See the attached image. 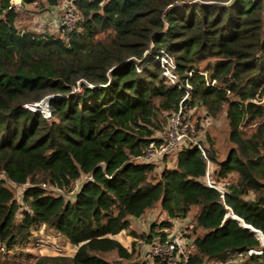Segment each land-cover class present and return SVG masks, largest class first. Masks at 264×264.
<instances>
[{
    "label": "trees",
    "instance_id": "16d2710c",
    "mask_svg": "<svg viewBox=\"0 0 264 264\" xmlns=\"http://www.w3.org/2000/svg\"><path fill=\"white\" fill-rule=\"evenodd\" d=\"M8 2L0 4L2 254L20 251L43 228L78 248L33 264H149L112 236L143 237L130 219L159 204L162 238L198 209L184 234L193 246L186 264L231 254L239 264H264L261 239L243 226L264 237V147L236 137L217 162L216 179L236 175L222 191L201 181L207 160L197 147L179 150L174 168L159 175L136 160L163 128L164 112L201 107L215 117L227 104L247 123L264 117V0H75L78 27L63 34L18 28L19 13L1 11ZM160 53L175 64L174 83ZM47 96L48 114L25 107ZM7 182L24 187L23 206ZM108 252L117 258L105 259Z\"/></svg>",
    "mask_w": 264,
    "mask_h": 264
},
{
    "label": "rangeland",
    "instance_id": "374dc122",
    "mask_svg": "<svg viewBox=\"0 0 264 264\" xmlns=\"http://www.w3.org/2000/svg\"><path fill=\"white\" fill-rule=\"evenodd\" d=\"M43 1L44 0H35L33 3H23L20 0L21 9L20 11H17L19 13V17L16 20V25L18 28H25L27 30H32L38 33L46 31L56 34L53 26L52 28L47 26V18L49 17L50 10L45 11L41 7H39L40 3H42ZM62 2L63 1L60 0L59 4H61ZM55 22L56 21H54V23ZM250 101H254V99H250ZM32 107L35 109L39 108L42 112L48 113L44 102L32 105ZM168 116L169 113L166 112L159 115L161 124L163 126L166 123ZM188 117L190 122V131L194 140L196 142H201L205 148L212 150L216 157V161L209 162L207 171L209 177L216 183L215 185L220 189H224V186L227 182L233 181L236 178L235 174L229 175L226 179H216L215 175L217 174L219 167L217 162L225 160L230 149L236 146L235 139L237 136L245 139H252V141L258 143L262 148L264 147V117H255L253 121L247 123L245 121L243 113H238L234 109L229 108L227 104L224 105L222 110L215 117L205 115L204 110L201 107L193 110V112L188 115ZM232 128H237V132L232 133ZM161 130L162 128L155 130L153 133V137L156 138L157 136H159L161 134ZM176 162V153L174 155L168 156V158H166L165 160H162L155 168L157 175H159L164 168H174ZM0 178H2V174H0ZM201 181L203 180L201 179ZM7 186L13 190L16 199L22 205L21 196L24 187L14 185L11 182H7ZM46 189L48 191L62 192L64 195H70V191L68 192L67 190H60L48 186H46ZM197 210V207L192 208V210L188 213L187 218L181 221V224L183 226V234L187 232L184 230H186L187 226H190V224L192 223ZM166 219V215L161 211L159 204L147 210L139 218L130 219L131 228L138 234L144 235L143 237L133 238L126 233V235L129 236L128 238H126V240L128 241H122V244H124V246H126L129 250H133V259L139 261L146 260L149 264H154V260L145 255L146 250L149 247V243L146 241L145 237L148 235L151 228L154 227L155 231L159 229V224H161V222L165 221ZM185 240H187L189 244L192 243L191 238H185ZM77 248L78 246L76 245L64 242L62 239L57 238L52 234L45 233L43 228H41L35 233L34 237L29 243L20 248V251H8V254L4 255L0 250V261L2 262L1 264H33L35 259L40 255L72 256L76 252ZM102 256L107 260H113L117 258L115 252L103 253ZM240 261L242 260L239 255L231 254L224 262L220 263L217 262V260H214L209 262V264H239ZM123 262L125 263V261Z\"/></svg>",
    "mask_w": 264,
    "mask_h": 264
},
{
    "label": "built area",
    "instance_id": "2783aa9c",
    "mask_svg": "<svg viewBox=\"0 0 264 264\" xmlns=\"http://www.w3.org/2000/svg\"><path fill=\"white\" fill-rule=\"evenodd\" d=\"M61 4L55 7L57 11L56 22L53 23V29L57 34H63L71 32L78 27L79 14L76 7L75 0H61ZM2 0H0L1 4ZM8 9H14L20 11V0H9L7 6L2 8L1 11ZM51 26V28H52ZM158 58L161 61L163 69V75L171 82L174 83L177 80V75L174 72L175 64L170 56L165 53H160ZM39 104H26L25 107L33 108L32 105ZM197 147L202 155L207 160V168L209 159L206 154V148L201 142H196L190 131V122L188 114L179 107L178 110L169 114L166 123L164 124L161 134L152 140L148 146L144 149L142 155L136 157V160L141 162H148L154 164L156 167L162 161L168 158L170 155L178 154L179 150L188 147ZM205 185L209 187H217L215 182L209 177L208 171L202 178ZM80 183V180H76L72 185V189H76ZM220 189V188H219ZM221 191L223 189H220ZM182 220H176L173 222V226L167 231L166 238H162L157 232L166 229H157L153 231V228L149 230L148 240L149 247L146 250V256L166 264H186L189 260V255L192 249V243L189 244L186 237L183 234ZM153 225V224H152ZM180 225V226H179ZM185 231V230H184ZM157 233V234H156ZM258 235V234H257ZM264 245V237L258 235ZM2 251L3 248L0 247Z\"/></svg>",
    "mask_w": 264,
    "mask_h": 264
},
{
    "label": "crops",
    "instance_id": "0c3cea01",
    "mask_svg": "<svg viewBox=\"0 0 264 264\" xmlns=\"http://www.w3.org/2000/svg\"><path fill=\"white\" fill-rule=\"evenodd\" d=\"M49 13H50L49 14V17L47 18V21H48V23H47L48 25L47 26L48 27H51L53 25L54 21H56L57 11L55 10V7H52L50 9V12ZM48 27H47V29H48ZM130 227H131V225H130ZM112 237L115 238V239H117L119 242L122 243V241L123 242L128 241V240H126V238H128L129 236H127L126 233H125V231L123 230V231H120L119 233L113 235ZM124 237H125V239H124ZM122 245L124 246V244H122Z\"/></svg>",
    "mask_w": 264,
    "mask_h": 264
},
{
    "label": "water",
    "instance_id": "95a60500",
    "mask_svg": "<svg viewBox=\"0 0 264 264\" xmlns=\"http://www.w3.org/2000/svg\"><path fill=\"white\" fill-rule=\"evenodd\" d=\"M50 97H52V96H47V97H45V98L41 101V102H44V104H45L47 110H48V99H49ZM45 114H48V113H45ZM243 226H244L245 228H250L254 233H256V234L260 235L261 237H263V235L261 234V232H260L259 230H256V229L252 228L250 225L243 224Z\"/></svg>",
    "mask_w": 264,
    "mask_h": 264
}]
</instances>
